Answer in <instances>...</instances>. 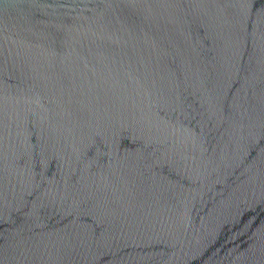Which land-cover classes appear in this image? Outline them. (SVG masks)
Wrapping results in <instances>:
<instances>
[{
	"label": "water",
	"instance_id": "1",
	"mask_svg": "<svg viewBox=\"0 0 264 264\" xmlns=\"http://www.w3.org/2000/svg\"><path fill=\"white\" fill-rule=\"evenodd\" d=\"M0 264H264V0H0Z\"/></svg>",
	"mask_w": 264,
	"mask_h": 264
}]
</instances>
